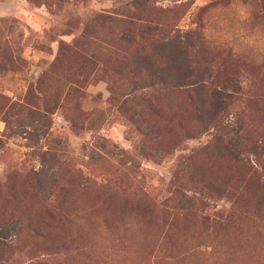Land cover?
Wrapping results in <instances>:
<instances>
[{"label": "rangeland", "instance_id": "obj_1", "mask_svg": "<svg viewBox=\"0 0 264 264\" xmlns=\"http://www.w3.org/2000/svg\"><path fill=\"white\" fill-rule=\"evenodd\" d=\"M123 12L129 23L122 31L169 24L182 33L199 32L203 41L193 44L204 49L192 56V66L211 75L207 93L233 92L237 79L245 81L239 121L245 124L249 144L264 136V53L259 57L255 46H264V0H0V94L27 109L54 111L42 145L58 152L69 172L79 167L85 177L93 174L84 160L104 175L116 171L113 145L141 162L139 171L123 178L119 199L118 193L109 195L98 185L73 178L51 205L32 192L33 173L40 168L35 145L24 135H7L0 118V137L6 134L0 149V243L5 244L0 247L8 260L4 264H33L38 259L48 264H264V223L251 216L226 221L237 196L244 209L256 211L264 205L259 193L243 190L249 181L248 186L258 185V173L250 166L224 161L215 166L211 176L225 179L232 192L207 209L220 225L207 230L198 217L188 222L177 217L171 225L175 165L207 144L212 132L187 139L157 164L135 152L139 135L120 110L122 100H113L104 81L113 67L112 51L124 55L118 48L130 46L116 42L112 34L99 40L89 36L98 14ZM74 43L78 47L59 58L61 47ZM238 46L259 63H238ZM94 56L100 60L97 66ZM127 201L131 205L125 208ZM160 203L163 219L153 214ZM148 205L151 208L145 209ZM15 225L17 231L23 229L18 238ZM167 234L173 238L171 245Z\"/></svg>", "mask_w": 264, "mask_h": 264}, {"label": "trees", "instance_id": "obj_2", "mask_svg": "<svg viewBox=\"0 0 264 264\" xmlns=\"http://www.w3.org/2000/svg\"><path fill=\"white\" fill-rule=\"evenodd\" d=\"M148 3L144 1L143 5ZM258 15H255V18H258ZM127 18L128 15L124 12L116 13V16L98 14L91 21L94 24L91 32L89 29V36L99 40L100 37L112 34L116 42L130 46L128 49L118 48L124 55L109 50L112 51L110 56L113 67L104 81L108 85L113 100L119 102L122 100L120 110L131 129L139 135L140 140L135 145V152L139 157L157 164L182 148L187 139H195L207 132H212L207 144L183 156L175 165L173 180L170 184L176 199L172 207L173 212H170L174 216L171 225L175 224L177 217H181L185 222L198 217L199 222L207 230L220 225L216 222V218L207 213L211 203L232 196L229 183L225 179L211 176L212 173H216L215 166L220 161L234 162L240 167L250 166L254 173H258V185L248 186L253 182L249 181L243 190L247 188V190L255 191L264 200V136L262 135V139L249 144L245 124L239 121L240 113L244 114L241 107L244 104L243 85L245 81L241 83L237 79V89L233 92L216 90L208 94L207 88L210 85L207 81L211 75L207 74L206 69L197 72L192 66V56L200 49H204L203 47L197 49L198 46L193 44L197 39L203 41L199 32L182 33L178 29L171 28L169 24L165 27L149 26L145 30L134 32L122 31L121 27L129 23ZM262 18H264V13H262ZM112 27V33H107V29ZM153 38L157 41L150 43L149 40ZM255 46L258 49L256 53L259 57L262 56L264 46ZM75 47H78L77 43L63 45L59 58L67 51L75 50ZM215 49L221 50L222 46ZM93 58H95L93 63L97 66L100 60L96 56ZM237 62L243 65L259 63L258 59L240 46L237 47ZM260 65V68L264 69V64L260 63ZM235 94L241 97L236 98ZM53 115L52 109H27L0 94V118L5 123L7 135L9 133L24 135L37 149L40 168L33 173L31 188L34 196L38 200L54 205L61 188L73 182L72 179L75 178L98 185L102 187L101 191L109 195L118 193L119 199V191L125 180L123 178H128L130 174L139 171L141 168L139 159L132 153L113 145L116 148L113 154L115 153L120 169L114 166L115 172L104 175V172L94 171L89 162L84 160L85 167L92 171V178L85 177L84 171L79 167L76 171L74 168L73 173L69 172L58 152L51 147L46 149L44 144L42 145V139L49 135ZM153 136L155 137L151 140ZM5 137L6 134L0 137V149L5 146ZM116 174L119 175L115 178ZM98 178H102L103 182L99 183L96 180ZM220 179L223 180L220 181ZM112 198L113 196L110 201ZM239 198L237 196L232 203L226 221L233 222L234 219L240 220L251 216L259 218L264 223V205H259L256 211L244 209L238 203ZM130 205L129 201L124 202L125 208ZM160 206L161 209L156 212L157 205H154L153 214L161 215L163 219L165 209L162 203ZM149 208L151 205L145 207V209ZM228 226L229 224L221 227L219 232L222 233L223 228ZM16 228L15 225L13 229L16 230ZM22 232L23 229L16 230L14 237L18 238ZM165 238L169 239L171 245L173 238L169 234ZM176 244L179 247L177 241ZM0 246L4 247L5 244L0 243ZM1 247L0 260L4 264L8 260L5 259V251H1ZM33 264H48V262L38 259Z\"/></svg>", "mask_w": 264, "mask_h": 264}]
</instances>
